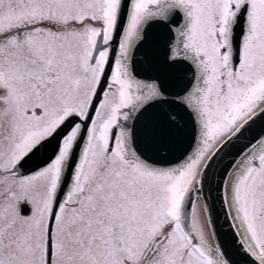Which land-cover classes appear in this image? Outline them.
I'll list each match as a JSON object with an SVG mask.
<instances>
[{
    "label": "snow or ice",
    "instance_id": "1",
    "mask_svg": "<svg viewBox=\"0 0 264 264\" xmlns=\"http://www.w3.org/2000/svg\"><path fill=\"white\" fill-rule=\"evenodd\" d=\"M0 264H264V0H0Z\"/></svg>",
    "mask_w": 264,
    "mask_h": 264
},
{
    "label": "water",
    "instance_id": "2",
    "mask_svg": "<svg viewBox=\"0 0 264 264\" xmlns=\"http://www.w3.org/2000/svg\"><path fill=\"white\" fill-rule=\"evenodd\" d=\"M258 130H259V123L253 127L251 132L246 129L243 137L238 138V140L235 141L233 145H230L229 148L225 149V152L228 153L227 155L221 153L220 156L217 157V160L220 161V163L215 165V167L210 170V173L215 174L218 177L222 169L228 166V161L231 159V156L236 151V149L239 148L244 137H248L249 135L254 134ZM221 156L223 157V160H221ZM209 215H211L212 218L215 220V224L214 225L210 224V225L211 228L212 229L215 228L216 233L219 234V235L215 234V236L218 242L221 243L224 240V233L228 232V222L226 221L225 211L220 207L218 201L214 202V207L211 213L208 212V216Z\"/></svg>",
    "mask_w": 264,
    "mask_h": 264
},
{
    "label": "rangeland",
    "instance_id": "3",
    "mask_svg": "<svg viewBox=\"0 0 264 264\" xmlns=\"http://www.w3.org/2000/svg\"><path fill=\"white\" fill-rule=\"evenodd\" d=\"M198 203H199V202H198ZM201 216H202V218H204V219L206 220L205 211H202ZM208 229H209V227H208ZM209 233H210V229H209ZM209 242H210L211 244H215V243H214V240H213V238H212V236H211V234H210Z\"/></svg>",
    "mask_w": 264,
    "mask_h": 264
}]
</instances>
